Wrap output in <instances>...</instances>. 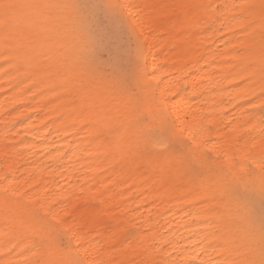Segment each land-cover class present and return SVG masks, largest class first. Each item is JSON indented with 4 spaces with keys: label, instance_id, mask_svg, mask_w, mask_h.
<instances>
[{
    "label": "snow or ice",
    "instance_id": "snow-or-ice-1",
    "mask_svg": "<svg viewBox=\"0 0 264 264\" xmlns=\"http://www.w3.org/2000/svg\"><path fill=\"white\" fill-rule=\"evenodd\" d=\"M168 9L178 72L145 48L153 13ZM0 69L16 89L4 139L44 117L0 146V264H264V0H0ZM206 88L230 90L239 112L200 111ZM48 181L44 197L68 195L26 221L16 209ZM85 191V211L66 210ZM165 212L199 227L164 228Z\"/></svg>",
    "mask_w": 264,
    "mask_h": 264
},
{
    "label": "bare ground",
    "instance_id": "bare-ground-1",
    "mask_svg": "<svg viewBox=\"0 0 264 264\" xmlns=\"http://www.w3.org/2000/svg\"><path fill=\"white\" fill-rule=\"evenodd\" d=\"M103 2H112V3H133V4H154V5H172V4H197V3H204L209 2V0H103ZM212 3H231L233 0H211ZM145 13L150 11L149 9H143ZM172 10L168 9L165 11H155L153 13V19L151 22V27L154 29L152 35L148 36L147 43L145 44V48L147 49L149 46H153V50L158 52L159 54L156 56V60L161 64H168V65H176V67H168L162 69L164 72H178L180 71L179 65L182 63V59L180 56L181 49L174 48V44L178 43L180 40V37H175L171 34L170 29H172V20L170 17ZM174 30V29H172ZM141 39L143 40L144 37L141 36ZM219 58V57H218ZM151 56H149V61L151 62ZM149 67H151V63L149 64ZM220 67V66H217ZM211 69V66H210ZM3 70L0 69V89H4V91H0V114L3 113V110L8 107V105L11 103V100L8 99L9 97L13 96L14 91L16 89H10L9 88V78L5 77L2 74ZM215 80H213V85H215ZM223 83H226L223 82ZM211 86H209L210 88ZM209 88L205 89L204 95H202L199 98V107L200 111H209L211 110L209 106L213 104H220V101L222 98L230 97L229 91L225 90L222 92H213L209 90ZM234 91V90H232ZM232 97V96H231ZM42 98H38L37 101L33 102V107H39V103L41 102ZM60 104L59 101L55 102L52 105H49L50 109H56L59 111L58 105ZM224 105H220V109H224ZM25 110V109H22ZM217 111L219 109H216ZM54 114V113H50ZM10 118V117H9ZM5 119L2 115H0V146H2L3 143H8L14 139H20L24 138V131H26L30 126L35 127L40 123L41 120L44 119V117L37 113L33 116H31L30 120H25L23 123H17L14 128L11 129V131L8 133V139H4V130H3V124L2 121ZM225 119H228L225 117ZM32 121H35V124H32ZM61 122H56L51 125L52 129L55 130L58 128ZM24 130L19 133H17V130ZM17 134V135H13ZM40 135H45V129H40ZM54 138V137H53ZM28 141H31L33 139L32 136H28L26 138ZM62 141H58L60 143ZM19 147V145H17ZM39 156L40 153L37 152L36 158H33L36 163L39 162ZM28 168L32 167V164L27 165ZM52 187L55 188L56 184L48 181L44 187H41L36 190L35 193L30 194L28 197L25 198V201L22 203V205L16 209V211L27 221L28 220V213L31 210L34 209H41V205L47 206L49 204V200L51 199V196H60L63 198L64 196H67L68 193H60V192H52L51 196L44 197V191L45 188ZM122 186H117V191H119V188ZM94 191V190H93ZM76 192L79 193V189H76ZM125 196L128 195V193H124ZM91 196V192L85 191L82 196L76 195L72 197V200L70 204L67 206L66 210L71 211L72 209H80V212L85 211L84 208H81L80 206L85 204L86 200ZM39 199L40 204H33L32 202ZM25 205H29V207H26ZM147 208L145 209V212H147L148 209H152V214L155 216L157 212H161L164 210L165 205L161 204L159 202L157 203H146ZM185 212L189 211V209L185 208ZM80 212H77L76 215L79 217ZM195 219L194 216L189 217L185 216L183 212H175V213H167L165 212L163 215H161L158 218L159 225H163L164 228H167L169 224H172L174 228L178 230V232L183 233L184 235H187L188 232L191 229H196L199 227V225L193 223L192 221ZM3 222V210L0 209V223ZM71 223V221H69ZM188 224L189 227L185 228L184 225ZM124 257L122 256H116L115 258V264H118V261Z\"/></svg>",
    "mask_w": 264,
    "mask_h": 264
},
{
    "label": "rangeland",
    "instance_id": "rangeland-1",
    "mask_svg": "<svg viewBox=\"0 0 264 264\" xmlns=\"http://www.w3.org/2000/svg\"><path fill=\"white\" fill-rule=\"evenodd\" d=\"M102 2H103V0H102ZM227 83V82H226ZM227 90V89H226ZM230 99H232V97H231V95H230V97H224V98H222V100L221 101H223V103H220L219 104V106L220 105H224L225 107H224V111L225 112H227V116H225V117H227V118H229V117H231V116H233L234 114H236V113H238L239 112V109L236 107V104L237 103H239V101L237 100V101H235L234 103H232L231 105L228 103V101L230 100ZM220 101V102H221ZM147 208V205L145 204V207H144V211H145V209Z\"/></svg>",
    "mask_w": 264,
    "mask_h": 264
}]
</instances>
